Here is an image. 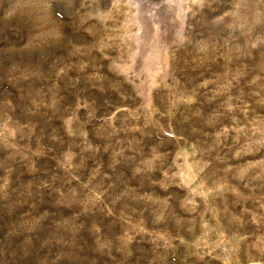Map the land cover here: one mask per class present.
<instances>
[{
    "label": "rangeland",
    "instance_id": "374dc122",
    "mask_svg": "<svg viewBox=\"0 0 264 264\" xmlns=\"http://www.w3.org/2000/svg\"><path fill=\"white\" fill-rule=\"evenodd\" d=\"M0 264H264V0H0Z\"/></svg>",
    "mask_w": 264,
    "mask_h": 264
}]
</instances>
